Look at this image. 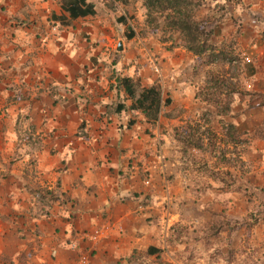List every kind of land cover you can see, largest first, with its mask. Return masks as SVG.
Instances as JSON below:
<instances>
[{"label": "crops", "instance_id": "obj_1", "mask_svg": "<svg viewBox=\"0 0 264 264\" xmlns=\"http://www.w3.org/2000/svg\"><path fill=\"white\" fill-rule=\"evenodd\" d=\"M76 1L0 0V264H79L83 257L90 264H200L202 237L188 243L181 224L195 192L192 175L183 160L168 158L177 143L170 123L182 117L167 115L195 98L189 72L200 56L148 46L113 0ZM233 6L222 23L209 24L211 42L238 34L234 53L251 62L244 65L247 91L261 94L264 0ZM85 8L95 13L79 15ZM127 78L134 87L125 86ZM137 87L162 95L157 120L132 111ZM240 105L236 124L251 118L249 146L264 156L262 124H255L263 106L248 97ZM254 170L264 173L256 163ZM218 197L203 208L205 237L215 242L239 231L229 228L228 214V227L213 234L226 213ZM200 230L198 222L194 233ZM213 258L242 263L228 252Z\"/></svg>", "mask_w": 264, "mask_h": 264}, {"label": "rangeland", "instance_id": "obj_2", "mask_svg": "<svg viewBox=\"0 0 264 264\" xmlns=\"http://www.w3.org/2000/svg\"><path fill=\"white\" fill-rule=\"evenodd\" d=\"M120 7L134 19L137 34L148 37V46L158 44L167 49L177 46L187 48L181 33L167 26L165 15H149L145 0H127V3L121 4ZM205 19L206 17H203L202 20ZM232 23L237 30L241 28L238 19H234ZM209 27L208 25L207 28L210 29ZM246 29L253 31L252 26H246ZM231 30H234L233 26ZM233 36L218 46L210 41L213 49L196 59L195 69L190 68L189 78L196 82L197 87L195 98L188 102L186 107L176 105L167 114L182 117V123H170L175 137L173 138L177 143L176 148H171L172 153L168 154V158L183 160V166L187 165L186 172L192 175L188 188L195 192L191 195L193 200L184 210L185 219L181 224L184 228L187 225L185 236L188 243L194 241L197 236L202 237L200 259L203 260L200 264H214L216 259L213 256L222 252H228L230 261L234 258L242 260L240 264H264V173L253 172L255 163L260 165L263 170L261 172H264V156H259L249 146L256 129L251 118L245 117L240 125L236 124L238 118L235 119L244 106L240 105V99L248 97L251 104L257 102V105L263 106L262 114L258 112L255 124L261 121L258 132L261 128L264 132V89L260 90L261 94L247 91L248 76L245 75L247 70L244 67L248 64L247 57L234 53L239 39L237 33ZM227 47L232 48L233 52L226 57H236L240 62L237 60L233 63L234 58H224L222 53L217 55L219 52H229ZM3 79L4 74L0 73V84ZM258 95H261L260 98ZM245 130L251 131V136H245ZM232 176L238 179L241 176L239 181L249 184L246 193L232 195L234 191L228 187ZM259 184L261 189L256 187ZM228 193H231V196ZM216 196L224 200L226 209V213H219L216 219L224 223V218L226 219L228 214L231 215L233 219L229 227L239 231L230 237L221 235L215 242L214 239L205 237L204 230L210 216L203 208L211 204ZM198 222L201 230L197 234L194 231ZM217 261L223 264L220 260Z\"/></svg>", "mask_w": 264, "mask_h": 264}, {"label": "trees", "instance_id": "obj_3", "mask_svg": "<svg viewBox=\"0 0 264 264\" xmlns=\"http://www.w3.org/2000/svg\"><path fill=\"white\" fill-rule=\"evenodd\" d=\"M77 1H81L82 4H86L85 0ZM113 1L114 6L112 8L115 11L121 10L120 5H125L127 3V0ZM231 4L237 7L240 4V0H145V6L148 9L149 15H165V20L168 22L167 26L181 33L183 36L182 40H185L187 43V49L198 56L204 55L209 49H213V46L210 44L212 32L207 27L210 23H214L215 21H217L218 24L222 23L226 16H230L231 14L228 8ZM207 7H210V10L207 11V18L205 20H200L199 12ZM94 13L93 9L90 11L85 8L81 9L79 15ZM154 20L156 21L155 18ZM217 28L218 25L216 24L214 25L213 30L215 31ZM221 53L224 54V58L228 54L232 55V53L227 51L219 52L217 55H220ZM226 58H230V60L234 58L232 61L233 63L237 60L239 61L236 57ZM248 64H251V62H248ZM123 81L126 84L125 86L128 85V88L129 84L131 87H134L132 85L133 80L127 78ZM140 91L141 88L137 87L136 93L137 95H140L136 99V103L132 108V111L135 112L137 109H141L149 119L157 120L161 110L162 95L155 87L144 89L141 93H138ZM129 93L131 97L136 98L134 88L132 92ZM259 135L264 137V132H259ZM246 185L234 179H230L228 183V187L231 190L244 193H246V189L249 184ZM228 225L230 226V224ZM224 227H228L227 224L222 222L216 223L212 231L213 234H217L218 231Z\"/></svg>", "mask_w": 264, "mask_h": 264}, {"label": "built area", "instance_id": "obj_4", "mask_svg": "<svg viewBox=\"0 0 264 264\" xmlns=\"http://www.w3.org/2000/svg\"><path fill=\"white\" fill-rule=\"evenodd\" d=\"M79 264H90V261L88 260V258L86 257H83L81 258L80 260V263Z\"/></svg>", "mask_w": 264, "mask_h": 264}, {"label": "water", "instance_id": "obj_5", "mask_svg": "<svg viewBox=\"0 0 264 264\" xmlns=\"http://www.w3.org/2000/svg\"><path fill=\"white\" fill-rule=\"evenodd\" d=\"M123 48H122V45L120 44V47H119V50H122Z\"/></svg>", "mask_w": 264, "mask_h": 264}]
</instances>
